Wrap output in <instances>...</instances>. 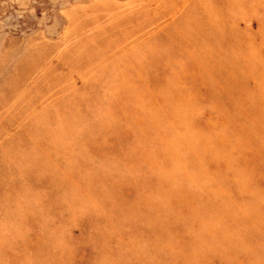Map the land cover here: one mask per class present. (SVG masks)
I'll use <instances>...</instances> for the list:
<instances>
[{
    "label": "rangeland",
    "instance_id": "rangeland-1",
    "mask_svg": "<svg viewBox=\"0 0 264 264\" xmlns=\"http://www.w3.org/2000/svg\"><path fill=\"white\" fill-rule=\"evenodd\" d=\"M0 264H264V0H0Z\"/></svg>",
    "mask_w": 264,
    "mask_h": 264
}]
</instances>
